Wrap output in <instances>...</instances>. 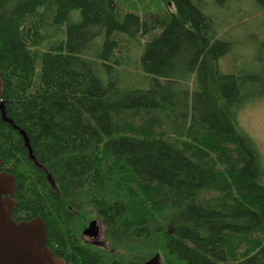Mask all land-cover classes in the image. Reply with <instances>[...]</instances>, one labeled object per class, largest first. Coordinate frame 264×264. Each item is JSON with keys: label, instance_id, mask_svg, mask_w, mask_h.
<instances>
[{"label": "trees", "instance_id": "16d2710c", "mask_svg": "<svg viewBox=\"0 0 264 264\" xmlns=\"http://www.w3.org/2000/svg\"><path fill=\"white\" fill-rule=\"evenodd\" d=\"M132 1L0 0L11 218L40 217L64 264H144L155 252L167 264H264L259 156L235 127L261 74L220 70L230 43L191 0ZM121 35L143 45L147 90L121 92L111 75ZM89 214L108 247L80 239Z\"/></svg>", "mask_w": 264, "mask_h": 264}, {"label": "rangeland", "instance_id": "374dc122", "mask_svg": "<svg viewBox=\"0 0 264 264\" xmlns=\"http://www.w3.org/2000/svg\"><path fill=\"white\" fill-rule=\"evenodd\" d=\"M123 1L125 3V0ZM191 1L210 17L215 37L225 39L230 43L229 51L219 60L220 70L224 73L237 75L254 72L261 74V78L255 81L253 86L254 95L247 98L236 111L235 127L247 135L255 145L259 156L260 180L264 182V8L255 0H226L222 5L214 3L213 0ZM134 4H136V0L127 5ZM148 6L150 9L153 8L152 4ZM73 13L76 16L77 10H74ZM57 35L61 37L59 31ZM121 38L120 50L122 51L117 52L116 56L120 55L122 59L119 64L113 65L114 70L111 72L112 76L118 78L117 87L121 92L149 89L152 84L151 76L143 73L139 64L143 45L137 41L127 43L125 35H121ZM62 39L65 40V34ZM170 88H181V84L175 83ZM244 93L249 92L245 91ZM135 121L139 122V117L135 118ZM83 220L84 224H81L79 229L80 239L89 244L97 240L100 244L94 246L108 247L105 237L106 229L101 219L96 214H89L87 217H83ZM91 220H96L99 223L101 230L98 236L96 235V238L81 236L82 230ZM156 255L155 261L152 260L149 264H167L162 252H155ZM150 259L151 257H147L145 262Z\"/></svg>", "mask_w": 264, "mask_h": 264}, {"label": "water", "instance_id": "95a60500", "mask_svg": "<svg viewBox=\"0 0 264 264\" xmlns=\"http://www.w3.org/2000/svg\"><path fill=\"white\" fill-rule=\"evenodd\" d=\"M1 73V72H0ZM1 88V79H0ZM1 116L4 120V108L0 102ZM23 139V145L28 157L35 162L29 140L23 129H18ZM46 179L53 186L50 173ZM14 180L13 176L5 171L0 172V264H64L62 258L54 256L53 252L45 245V224L40 217L30 220L14 222L11 210L14 206ZM97 230L96 220H91L82 230L81 236H95ZM157 255L150 261H155Z\"/></svg>", "mask_w": 264, "mask_h": 264}, {"label": "flooded vegetation", "instance_id": "af4514ba", "mask_svg": "<svg viewBox=\"0 0 264 264\" xmlns=\"http://www.w3.org/2000/svg\"><path fill=\"white\" fill-rule=\"evenodd\" d=\"M15 222H17V221H15ZM98 222V221H97ZM100 227H99V223H97V230H96V234H95V236H88V235H86L87 237H89V238H96L97 236H98V234H99V232H100ZM97 235V236H96ZM84 242V241H83ZM85 243H87V242H85ZM91 243V242H90ZM89 244V243H88ZM91 244H93V246L94 245H98V244H100V242L99 241H97V240H95V241H92V243Z\"/></svg>", "mask_w": 264, "mask_h": 264}]
</instances>
